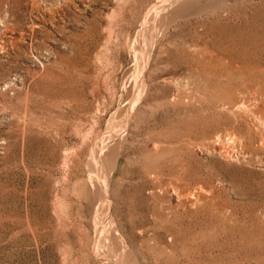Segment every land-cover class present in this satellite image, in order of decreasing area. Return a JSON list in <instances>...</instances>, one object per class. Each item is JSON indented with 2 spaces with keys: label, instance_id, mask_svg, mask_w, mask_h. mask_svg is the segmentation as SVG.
Masks as SVG:
<instances>
[{
  "label": "rangeland",
  "instance_id": "obj_1",
  "mask_svg": "<svg viewBox=\"0 0 264 264\" xmlns=\"http://www.w3.org/2000/svg\"><path fill=\"white\" fill-rule=\"evenodd\" d=\"M159 1L0 0V264H264V0Z\"/></svg>",
  "mask_w": 264,
  "mask_h": 264
},
{
  "label": "bare ground",
  "instance_id": "obj_2",
  "mask_svg": "<svg viewBox=\"0 0 264 264\" xmlns=\"http://www.w3.org/2000/svg\"><path fill=\"white\" fill-rule=\"evenodd\" d=\"M182 1V2H181ZM189 1V0H188ZM190 1H192V0H190ZM227 1V0H226ZM159 2H162V4L161 5H159L158 4V7L160 8V10L161 9H163V10H165V9H168L169 7H171V5H173V4H175V3H179V5H178V7H177V9H176V11L177 12H179V11H181V9H183V6H184V2H183V0H160ZM158 2V3H159ZM187 6V5H186ZM173 8V7H172ZM152 9V8H151ZM151 9H149L150 11H151ZM195 9V8H194ZM149 12V11H148ZM161 12H163L162 10H161ZM160 12V13H161ZM150 13V12H149ZM148 13V14H149ZM166 13V12H165ZM170 13V12H169ZM149 16H151V15H149ZM147 18H148V16H147ZM146 18V19H147ZM157 30V29H156ZM155 30V31H156ZM159 30H160V28H159ZM156 33V32H155ZM142 47H139V50L141 49ZM140 54V53H139ZM138 56V55H137ZM143 57V56H142ZM145 59H147V58H144L143 60H144V66H145ZM149 59L150 58H148V61H149ZM140 60H141V58H140ZM149 63V62H148ZM151 64V63H150ZM149 65V64H148ZM143 66V65H142ZM141 66V67H142ZM144 66L142 67V69H140V71L141 72H143L142 70L144 69ZM148 67V66H147ZM146 69V68H145ZM149 70V69H148ZM145 71V70H144ZM146 72V71H145ZM143 74V73H142ZM139 75H140V73H139ZM145 75V74H144ZM142 76V75H141ZM140 76V77H141ZM138 77V76H137ZM145 77V76H144ZM143 78V77H142ZM135 79V78H134ZM140 81V80H139ZM139 81H138V79L136 80V81H134L135 83H134V93H133V97L132 98H134V96H136V91H137V89H138V87L141 85H143L144 84V82H142L143 81V79L141 80V82L139 83ZM140 84V85H139ZM145 84H147V83H145ZM145 87H146V85H144ZM146 89V88H145ZM140 91V90H139ZM143 91V90H142ZM146 91V90H145ZM144 91V92H145ZM141 94H145V93H141ZM139 95V97H142V96H140V94H138ZM136 98V97H135ZM140 100V99H139ZM137 100H135V101H133V102H135V103H137L136 102ZM132 103V102H131ZM135 103L132 105V107H131V105H130V107L127 109V111H126V114H125V119H124V128H123V132L121 131V133H115V132H110V141L111 142H106V144L104 145V146H101V147H99L98 149H97V151L95 152V154L96 155H94V156H96V159H97V161H100L101 160V158H102V156H104V150L110 145V144H113L114 143V145H112V147H111V151L109 152V154L106 156V161H107V164H108V169L110 168V170L112 169L111 167L114 165V163H116V166H117V162H115V160L116 159H118L119 157H118V154L120 153V151L122 150V148L121 149H119L120 148V145L122 144L121 143V141H120V139H121V136L123 135V133H125V131L128 129V126H129V123H131L130 122V120H131V118H132V116H133V111H134V106L136 107V105H135ZM124 110H125V108H124ZM136 110V109H135ZM135 112V111H134ZM124 117V116H123ZM123 119V118H122ZM121 121H123V120H121ZM114 124H117L116 122L114 123ZM122 124V123H121ZM120 124V125H121ZM119 125V126H120ZM112 127L111 128H113V124L111 125ZM121 126H123V125H121ZM118 127V125H116V128L115 129H118L117 128ZM114 129V131H116ZM120 129V128H119ZM117 130V131H120V130ZM110 130V129H109ZM108 130V131H109ZM113 130V129H112ZM129 133V132H128ZM128 135V134H127ZM123 139H125V138H123ZM122 139V140H123ZM126 141V140H125ZM107 150H108V148H107ZM110 150V149H109ZM120 150V151H119ZM93 151H95V150H93ZM108 152V151H107ZM107 154V153H106ZM119 156H120V154H119ZM92 158V157H91ZM93 158H95V157H93ZM93 160H95V159H93ZM101 161H103V160H101ZM96 163V162H95ZM90 165V164H89ZM92 165H93V163H92ZM95 165V164H94ZM96 168H98V165L99 164H97L96 163ZM104 165H106V164H103L101 167H103ZM91 167V166H90ZM92 167H94V166H92ZM106 167V166H105ZM93 171H94V173H95V170L94 169H92ZM103 170L104 169H101L100 170V167H99V169H98V172H97V175H95V177L97 176V182L96 181H94V182H96L97 183V185H98V187H99V191H100V197H101V200H107L108 202H110V198L111 197H109V195H108V187L109 186H107V182H106V176H105V174H104V172L106 171V169L104 170V172H103ZM108 171V170H107ZM106 171V172H107ZM114 171V170H113ZM110 173L109 174H111V171H109ZM108 175V174H107ZM112 175V174H111ZM88 177V176H87ZM92 177H93V175H92ZM91 178V177H90ZM108 178V177H107ZM95 179V178H94ZM83 180H84V178H83ZM110 180V179H109ZM114 181V180H113ZM79 182V181H78ZM91 182V181H90ZM85 183V182H84ZM89 183V182H88ZM88 183H86V184H88ZM82 184V183H81ZM93 184V183H92ZM91 184V185H92ZM88 185H90V183L88 184ZM77 186H78V184H77ZM76 187V186H75ZM74 187V188H75ZM80 187V186H79ZM85 187V186H84ZM84 187H82L83 189H84ZM87 187V186H86ZM85 187V188H86ZM90 187V186H89ZM82 188H80V189H82ZM94 187L92 186V189H93ZM78 189V188H77ZM96 189V188H95ZM110 189V188H109ZM76 190H74V192H75ZM83 191H85V190H83ZM97 191V190H96ZM88 192V191H87ZM82 193H84V192H82ZM79 196V195H78ZM85 196H87L86 194H85ZM97 196V195H96ZM111 196V195H110ZM82 197V196H81ZM84 197V196H83ZM90 197V196H89ZM91 198V197H90ZM79 199H80V196H79ZM84 199L86 200V198L84 197ZM83 199V200H84ZM96 199H98V198H96ZM82 201V200H81ZM100 201V200H99ZM106 201V202H107ZM112 202V201H111ZM111 202H110V204H111ZM89 203H90V201H89ZM91 203H92V205H94V203H96V202H94V199H93V196H92V200H91ZM103 203V202H102ZM97 204H99L98 202H97ZM109 204V205H110ZM104 205H105V202H104ZM113 205V204H112ZM100 206V205H99ZM98 206V207H99ZM86 207V206H85ZM84 207V208H85ZM98 207H97V209H98ZM109 207V206H108ZM95 208V207H94ZM104 208V207H103ZM110 208V207H109ZM86 209V208H85ZM96 209V210H97ZM107 209V208H106ZM114 209H115V207H114ZM100 210V209H99ZM110 210V209H109ZM98 212V211H97ZM88 213V212H87ZM102 213V212H101ZM107 213V212H106ZM109 213V212H108ZM104 214V213H103ZM85 215V214H84ZM98 215V214H97ZM100 215V214H99ZM98 215V216H99ZM110 215V214H109ZM104 216V215H103ZM97 217V216H96ZM102 217V216H101ZM108 217V216H107ZM109 218V217H108ZM93 220H95V219H93ZM108 220V219H107ZM114 220V219H113ZM96 222V221H95ZM111 222V221H110ZM114 222V221H113ZM99 223H100V221H99ZM108 223V222H107ZM118 224V223H117ZM116 224V225H117ZM102 225V224H101ZM106 225H109V224H106ZM116 225H114V226H116ZM110 226V225H109ZM101 227H103V229H104V225L103 226H101ZM96 229H95V236H94V247H96V252H97V254L100 256V258H101V260L103 261V263H105V264H121L119 261H117V260H115L113 257L111 258V257H109V256H107L106 254H101L100 252H101V249H100V252H99V250H98V247H97V238H98V235L100 234V227H99V225H96V227H95ZM107 229H108V227H106ZM118 228H120V227H118ZM111 230V229H110ZM114 230V229H113ZM120 230V229H119ZM106 231H108V230H106ZM104 232V231H103ZM106 233V232H105ZM104 233V234H105ZM108 233V232H107ZM110 233V232H109ZM116 233V232H115ZM118 233V232H117ZM110 235V234H109ZM113 236V235H112ZM111 236V237H112ZM124 236V235H123ZM107 237V236H106ZM100 238V237H99ZM102 238V237H101ZM125 238V237H124ZM108 239V238H107ZM120 240V239H119ZM124 240V239H123ZM100 241V240H99ZM104 242V241H103ZM110 242H111V240H110ZM109 242V243H110ZM127 242V241H126ZM124 243V242H123ZM122 245V244H121ZM125 245V244H124ZM123 245V246H124ZM109 246V245H108ZM104 247V246H103ZM107 247V246H106ZM122 248V247H121ZM127 248V247H126ZM95 249V248H94ZM131 249V248H130ZM114 250V249H113ZM117 251V250H116ZM104 252H105V250H104ZM108 252V251H107ZM114 253H115V251H114ZM109 255V254H108ZM116 255V254H115ZM123 256V255H122ZM131 256V255H130ZM137 256V255H136ZM116 257H118V256H116ZM115 257V258H116ZM138 258V257H137ZM123 259H125V258H123ZM127 259H129V258H127ZM122 260V259H121ZM130 260V259H129ZM137 260L138 259H136V262H137ZM127 262V261H126ZM131 262V261H130ZM128 264V263H127Z\"/></svg>",
  "mask_w": 264,
  "mask_h": 264
}]
</instances>
